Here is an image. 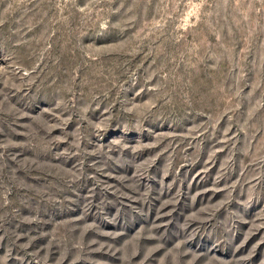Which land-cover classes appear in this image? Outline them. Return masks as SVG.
Listing matches in <instances>:
<instances>
[{"label": "rangeland", "instance_id": "374dc122", "mask_svg": "<svg viewBox=\"0 0 264 264\" xmlns=\"http://www.w3.org/2000/svg\"><path fill=\"white\" fill-rule=\"evenodd\" d=\"M0 264H264V0H0Z\"/></svg>", "mask_w": 264, "mask_h": 264}]
</instances>
